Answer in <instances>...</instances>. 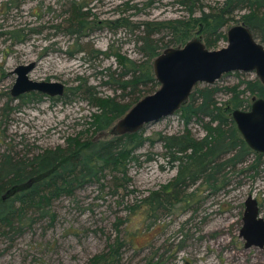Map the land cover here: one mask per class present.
Listing matches in <instances>:
<instances>
[{"label": "rangeland", "instance_id": "374dc122", "mask_svg": "<svg viewBox=\"0 0 264 264\" xmlns=\"http://www.w3.org/2000/svg\"><path fill=\"white\" fill-rule=\"evenodd\" d=\"M186 1L183 5L179 0H0V156L30 158L44 149L64 146L66 138L80 132L84 137L89 135L86 129L91 115L98 110L88 95L72 91L78 77L99 98L121 94L114 85L104 84L108 78L105 68L116 66L113 57L93 58L92 53L74 51V36L64 31L73 3L85 4L91 13L88 20H92L93 30L81 42L139 60L135 39L141 28H133L139 22L187 17L191 5L198 16L223 0ZM242 13L224 29L226 35L231 26L240 23L237 19ZM122 17L128 18V26L113 23ZM56 25L60 27H53ZM19 30L30 34L25 40L21 37L22 41L11 39L10 32ZM198 30L197 25L191 38ZM155 37L167 41L171 34L163 30ZM227 44V39H222L213 49ZM32 61L35 66L28 78L60 82L64 86L62 96L34 91L33 98L26 96L31 92L23 94V99L22 95H10L16 79L13 69ZM241 77L254 78L256 74L231 72L214 85L233 84ZM226 98L223 93L219 95L221 100ZM113 124L100 131L101 138L109 137ZM188 127L198 138L205 135L195 122ZM141 130L153 143L146 142L136 150L138 161L128 165L126 189L114 193L107 176L100 183L84 185L52 200L45 215L27 211L13 229H5L0 235V264H84L109 243L121 247L120 264H264V248H246L240 236L244 202L250 194L258 200L264 217V163L258 175L253 171L230 174L231 183L219 190L196 185L188 190L196 194L188 205L174 204L152 216L142 199L176 175V167L158 136L182 133L184 126L175 112Z\"/></svg>", "mask_w": 264, "mask_h": 264}, {"label": "trees", "instance_id": "16d2710c", "mask_svg": "<svg viewBox=\"0 0 264 264\" xmlns=\"http://www.w3.org/2000/svg\"><path fill=\"white\" fill-rule=\"evenodd\" d=\"M73 4L75 6L69 8L66 19L68 26L64 31L74 36V51L92 53L93 58L113 57L116 66L113 69L105 68L104 75L108 78L104 84L114 85V90H119L121 94L99 98L91 86L78 77L72 91L88 95L98 110L91 115L86 129L89 135L84 137L80 132L66 138L64 146L44 149L30 158H15L9 154L0 156V235L5 229H13V224L27 211L45 215L52 200L70 195L84 185L100 183L107 176L111 177L114 193L120 188H127L128 165L131 161H138L136 150L146 142L152 144V138L144 136L142 130L97 139H94V134L110 127L136 101L157 89L151 62L163 49L183 45L191 39V31L197 25V35L202 36L206 47L217 48V43L227 39L224 29L242 11L244 13L237 21L249 27L255 38L264 44V0H223L198 16L191 5L188 6L187 17L139 22L136 28L133 27L134 30L141 28L135 39L141 55L139 60L118 50L100 51L87 42H81L93 30L90 26L92 20H88L91 13L85 4ZM179 4L186 5L187 1L179 0ZM114 22L119 26L130 24L128 18L124 17ZM53 27L58 29L60 26ZM163 30L171 34L167 41L155 37ZM28 34L19 30L10 32V37L22 41ZM21 37L24 39L20 40ZM235 74L240 76V72ZM221 93L227 98L219 99ZM26 96L33 98L36 94L31 92ZM253 96L264 98V85L257 77H241L238 82L223 86H195L187 101L176 111L183 123V132L158 136L170 163L176 167V175L161 189L150 192L142 199L152 216L174 204L182 202L188 205L196 195L194 190H188L196 185L219 190L231 183L230 174L244 171H253L254 175L260 173L264 154L255 152L247 145L232 118L233 110L250 108ZM23 97L22 94L20 99ZM193 122L205 132L202 138L191 133L188 125ZM250 158L253 160L247 164ZM119 247L116 243H109L102 251L91 255L84 264H120L122 252Z\"/></svg>", "mask_w": 264, "mask_h": 264}, {"label": "water", "instance_id": "95a60500", "mask_svg": "<svg viewBox=\"0 0 264 264\" xmlns=\"http://www.w3.org/2000/svg\"><path fill=\"white\" fill-rule=\"evenodd\" d=\"M227 42L225 47L209 49L202 36L197 35L183 45L163 49L151 62L157 89L140 98L117 119L109 130V136L139 132L146 124L174 114L196 85H214L231 72H254L264 85V44L244 23L228 29ZM34 66L32 61L13 69L16 79L10 95L17 98L34 91L62 96L64 86L60 82L28 78L27 74ZM232 118L247 145L264 154V98L253 96L250 108L233 110ZM101 133L94 139L101 138ZM244 205L240 236L245 240V247L264 248V217L260 213L259 202L250 194ZM183 264L191 263L185 261Z\"/></svg>", "mask_w": 264, "mask_h": 264}]
</instances>
